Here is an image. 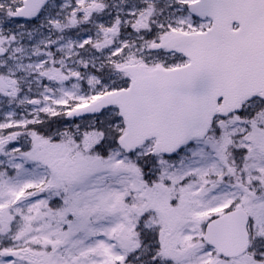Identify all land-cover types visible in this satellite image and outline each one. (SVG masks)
Here are the masks:
<instances>
[{
  "label": "snow or ice",
  "instance_id": "6c2138e0",
  "mask_svg": "<svg viewBox=\"0 0 264 264\" xmlns=\"http://www.w3.org/2000/svg\"><path fill=\"white\" fill-rule=\"evenodd\" d=\"M0 264H264V0H0Z\"/></svg>",
  "mask_w": 264,
  "mask_h": 264
}]
</instances>
